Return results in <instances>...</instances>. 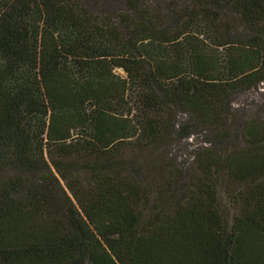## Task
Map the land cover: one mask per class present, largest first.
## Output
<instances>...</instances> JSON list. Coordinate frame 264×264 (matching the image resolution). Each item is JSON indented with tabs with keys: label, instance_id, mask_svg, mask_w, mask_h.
Here are the masks:
<instances>
[{
	"label": "trees",
	"instance_id": "obj_1",
	"mask_svg": "<svg viewBox=\"0 0 264 264\" xmlns=\"http://www.w3.org/2000/svg\"><path fill=\"white\" fill-rule=\"evenodd\" d=\"M100 1L0 0V140L9 117L36 106L40 156L76 203L74 228L42 215L29 241L0 238V264H81L79 241L97 264H264V120L219 150L233 137V97L264 82V0H125L98 13ZM30 71L37 88L19 80ZM182 114L211 146L194 152L200 174L173 194L180 176L147 151L190 135ZM19 187L0 177V203L20 209Z\"/></svg>",
	"mask_w": 264,
	"mask_h": 264
},
{
	"label": "rangeland",
	"instance_id": "obj_2",
	"mask_svg": "<svg viewBox=\"0 0 264 264\" xmlns=\"http://www.w3.org/2000/svg\"><path fill=\"white\" fill-rule=\"evenodd\" d=\"M171 1L174 0H144V5L159 8ZM92 5L96 11H99L98 13L120 11L126 7L125 0H101L97 4L92 3ZM29 24H31L32 34L34 37L37 36L40 25L37 13L31 16V23L29 21ZM0 67L3 68L4 65L1 64ZM119 72L126 75L123 70H119ZM19 80L24 81L28 87L37 88V79L32 71L20 75ZM23 110L7 119L8 136L0 140V160L3 159L4 154H7L8 158L7 161L0 162V177L5 180L7 176L9 178L17 176L21 183V188L19 187L20 189L13 193V196L17 198L15 202L17 201L21 205L20 209L9 206L11 203H0V238H16L22 242H27L29 241V227L41 220L42 215L47 216L50 222L59 228L70 223L74 228V223L69 219L75 213L76 203L66 189L63 180L57 178L58 175L56 177L54 173H49L46 169L45 162L50 165L47 154L45 153L47 161L40 156V148L45 136L41 132L43 123L38 119L37 107L30 105ZM255 119L264 120V82L233 97L232 116L226 121V124L234 129L233 137L230 138L231 141L227 140L226 143L222 144L219 149L221 155H225L233 145L242 144L244 141H242L241 135L242 127ZM177 123L178 125L184 124L187 131L191 132L190 135L175 137L169 142V145L164 143L163 147L157 146L147 151L153 155V158L162 159L164 166H170L176 175L180 176L181 181L178 184H172L173 194H178L179 190H183L190 184L191 176L200 174L198 163L194 159V152L199 148L211 146L207 140L210 137L209 132L197 125L193 118L187 114H182L177 117ZM33 135L36 137L34 146L28 143L30 136ZM32 147H36L33 149L36 154H30L29 148ZM140 153L131 151L128 153V158H138ZM139 171L143 173L144 169ZM218 175L219 202L225 216L231 219L235 204L226 191L225 174L219 173ZM32 207L35 208L31 209ZM71 231L77 232L76 230ZM77 249L81 264H97L95 253L86 243L79 241Z\"/></svg>",
	"mask_w": 264,
	"mask_h": 264
}]
</instances>
